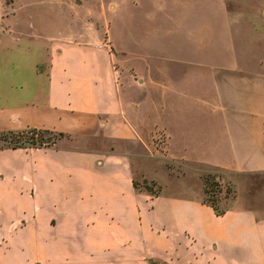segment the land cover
<instances>
[{
  "label": "crops",
  "instance_id": "obj_1",
  "mask_svg": "<svg viewBox=\"0 0 264 264\" xmlns=\"http://www.w3.org/2000/svg\"><path fill=\"white\" fill-rule=\"evenodd\" d=\"M17 2L0 8V131L62 134L0 146V264H264V209L237 193L217 214L163 161L264 174L262 2L115 0L91 37L63 32L60 0ZM157 145L153 190L132 153Z\"/></svg>",
  "mask_w": 264,
  "mask_h": 264
},
{
  "label": "rangeland",
  "instance_id": "obj_2",
  "mask_svg": "<svg viewBox=\"0 0 264 264\" xmlns=\"http://www.w3.org/2000/svg\"><path fill=\"white\" fill-rule=\"evenodd\" d=\"M15 0H0V8H2L4 13L6 14L10 12L22 11L20 5L13 3ZM19 3L25 1H34L38 0H16ZM52 2L54 0H40V2ZM58 0H56L57 2ZM115 0H106L104 5L102 0H60V9H61V27L63 32H71L75 33L77 36H89L95 34L96 31L100 32L101 35H104V30L107 26V16L108 12L111 10L110 3ZM177 2L174 5V14L178 15L183 12L185 9L182 5H179L178 2L184 3H193L194 0H173ZM232 1V0H230ZM249 2V6L255 7L261 3V9L264 8V0H246ZM17 2V3H18ZM38 3V2H37ZM11 5V6H10ZM37 5V4H36ZM231 6L236 7V4H232ZM117 15V14H116ZM261 21L264 23V12L260 11ZM5 22V20H2ZM21 22V20L19 21ZM144 22L159 24L161 21L159 19H151L145 20ZM128 23L132 28L135 27L136 21L129 20ZM171 23H173L174 29L177 20L174 19ZM112 26L114 33L116 34L118 29V21L117 17L113 19ZM6 137L7 141L4 139ZM48 139L52 141L53 139L58 138V136L51 132H42L41 134L38 131H32L30 129H26L23 132L15 131L14 133H4L0 134V146H8L13 144V142H9L8 139L14 138L19 139V141H25V144L31 145L29 142L33 140H37L38 138ZM159 145V144H158ZM156 148H135L132 153V162L135 172V180L139 185H144L145 187L156 190L154 187V182L148 181L142 175L147 174L150 175L149 172L152 168L158 167L164 169L165 166L160 165V162L156 161L158 159L155 155H161L160 150L164 149L160 146ZM156 156V157H154ZM160 160H163V156L161 155ZM166 164L171 165V167L177 168L172 171L173 175H179L184 173V177H188L189 180V193L193 194V196H197L199 198H203L209 203H214L217 205H221L219 201L224 202V200L231 202L232 196H234V200L236 199L237 193L245 198L246 202L251 204H257L259 207L264 209V174H254L248 177L244 176L237 185L232 181L227 180V174L222 172L221 170L215 169H207L201 173L199 169L195 168L194 165H186V164H178L173 165L169 164L167 160H163ZM152 171V170H151ZM223 176L225 180H221L218 176ZM206 178V181H205ZM229 179V178H228ZM226 187H228L229 192H226ZM238 188V189H237ZM238 191V192H237ZM201 192V193H200ZM192 196V195H191ZM214 199V201H213ZM233 200V201H234Z\"/></svg>",
  "mask_w": 264,
  "mask_h": 264
},
{
  "label": "trees",
  "instance_id": "obj_3",
  "mask_svg": "<svg viewBox=\"0 0 264 264\" xmlns=\"http://www.w3.org/2000/svg\"><path fill=\"white\" fill-rule=\"evenodd\" d=\"M24 130H26V129H23V130H19V131H21V132H23ZM30 130H32V131H38V133H42V132H51V131H47V130H41V129H34V128H31ZM18 131V132H19ZM15 131H0V134H4V133H14ZM51 133H53V132H51ZM54 134H56L57 136H59V135H61L62 133H54ZM4 139L7 141V139H6V137H4ZM19 139H14V138H10V139H8V141L9 142H13V144H11V145H8V146H12V147H15V146H21V145H24L25 143V141H19V142H17ZM54 140V139H53ZM52 140V141H53ZM49 142H51V141H49L48 139H44V138H42V137H40V138H38L37 140L35 139V140H31L29 143L31 144V145H43V144H47V143H49ZM205 181H206V178H205ZM151 189V188H150ZM226 192H229V189H228V187H226ZM206 201V200H205ZM213 201H214V199H213ZM209 203V202H208ZM211 206H213V208L215 209V212L217 213V214H221L223 211H224V208L223 207H221L220 205H217V204H215V201H214V203H209Z\"/></svg>",
  "mask_w": 264,
  "mask_h": 264
}]
</instances>
